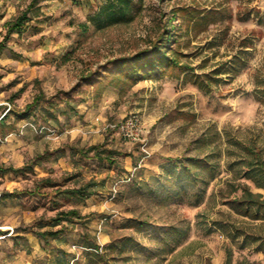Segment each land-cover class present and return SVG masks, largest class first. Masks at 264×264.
Instances as JSON below:
<instances>
[{
  "label": "rangeland",
  "instance_id": "obj_1",
  "mask_svg": "<svg viewBox=\"0 0 264 264\" xmlns=\"http://www.w3.org/2000/svg\"><path fill=\"white\" fill-rule=\"evenodd\" d=\"M30 1L0 0V39ZM106 1L36 0L0 50V195L21 192L0 196V264H208L225 248L233 262L264 264L258 242L234 232L264 235V220L224 202L239 193L225 196L229 183L264 192L242 175L239 144L264 157V99L254 96L264 86V0H137L131 20L103 26ZM153 43L175 67L119 73V59ZM232 57L243 63L224 72ZM214 68L206 87L193 81ZM129 113L142 119L141 141L107 126ZM91 144L115 149L114 162L78 151ZM187 155L216 164L198 201L197 184L171 198L178 187L162 183L161 165ZM85 184L82 199L38 194ZM70 208L79 216L52 220ZM58 228L47 242L38 234Z\"/></svg>",
  "mask_w": 264,
  "mask_h": 264
},
{
  "label": "trees",
  "instance_id": "obj_2",
  "mask_svg": "<svg viewBox=\"0 0 264 264\" xmlns=\"http://www.w3.org/2000/svg\"><path fill=\"white\" fill-rule=\"evenodd\" d=\"M36 0H31L27 8L21 11L17 16L12 19L5 20L3 26L5 28L4 35L0 39V50L5 46V41H7L9 35L12 32H20L23 27V23L28 19V10L35 3ZM139 8L137 0H107L99 11L96 13L98 16L102 13L101 18L106 22L103 26L131 20L134 13ZM100 20V19H99ZM170 35L165 36L164 41L169 40ZM151 47L146 49H141L134 54L127 56L126 58H121V65L126 66L125 71H120L119 73L125 78L135 79L137 76H144L151 70H161L171 69L176 66V57L167 56L165 52L161 51L160 48L162 44L153 43ZM141 59V60H140ZM241 59H236L232 57L228 61V65L223 67L224 72H233L240 67L242 64ZM220 68V67H219ZM219 68H214L209 73H203L200 79H196L197 75H194L193 81L197 83L198 86L206 87L210 80H215L217 74L221 71ZM212 78V79H211ZM214 78V79H213ZM254 96L257 99H264V86L257 88L254 91ZM38 99L40 96H36L33 101L28 103L23 111V117L26 115L27 109L35 108L38 104ZM9 110V109H8ZM7 110V111H8ZM7 112L0 116V124L4 122ZM242 148L246 152V157L243 159L242 163L244 166L242 175L250 179L254 186L260 189H264V157H262L258 149H254L253 146L245 145L242 143ZM100 145L91 144L87 147L79 148L78 151L83 155L87 156L88 152L92 151V155L98 159H105L108 163L114 162L115 149L112 148H100ZM210 155L195 156L187 155L180 159H169L168 162L161 165L165 177L162 183L169 182L170 185L177 186L178 190L173 192L171 198L178 196L180 192H185V184H197L198 188L193 192V195L198 201L206 188V185L214 177L216 171V164L210 160ZM40 158V157H39ZM11 170L14 172L26 170V166L11 168H4L2 171ZM47 178H45L46 180ZM89 185V184H88ZM87 184L77 187H65L63 189H56L51 194L38 193L41 196H49L53 204H58V195L62 196L64 199L68 200L70 198H85L87 197L86 189ZM229 190L225 196L232 194L233 192L239 191L237 195H233L229 199H224V202L229 205V207L241 216L253 220H264V192L253 191L250 186L245 182L229 183ZM21 192H8L2 193L0 196H19ZM79 213L76 209L70 208L65 211L59 210L56 212L52 220L58 222L60 220H67L72 217H78ZM235 228V234H242V237L246 240L251 236L252 241H257V248L264 251V235H257L250 233H242ZM62 230L58 229H46L40 231L38 234L47 242L51 238L57 237ZM97 248V245H92ZM210 264V263H208ZM223 264H259L256 261H250L245 257L236 260L235 263L232 261V253L229 248H225V258Z\"/></svg>",
  "mask_w": 264,
  "mask_h": 264
},
{
  "label": "built area",
  "instance_id": "obj_3",
  "mask_svg": "<svg viewBox=\"0 0 264 264\" xmlns=\"http://www.w3.org/2000/svg\"><path fill=\"white\" fill-rule=\"evenodd\" d=\"M107 126L114 127L123 138L129 141H141L143 123L136 113H129L115 123H107Z\"/></svg>",
  "mask_w": 264,
  "mask_h": 264
},
{
  "label": "crops",
  "instance_id": "obj_4",
  "mask_svg": "<svg viewBox=\"0 0 264 264\" xmlns=\"http://www.w3.org/2000/svg\"><path fill=\"white\" fill-rule=\"evenodd\" d=\"M225 258V257H224ZM224 259L219 255L215 257V259H212L210 264H223ZM235 263V262H233Z\"/></svg>",
  "mask_w": 264,
  "mask_h": 264
}]
</instances>
